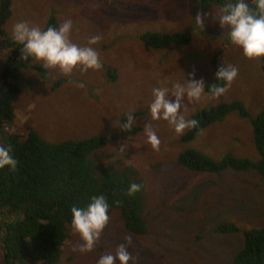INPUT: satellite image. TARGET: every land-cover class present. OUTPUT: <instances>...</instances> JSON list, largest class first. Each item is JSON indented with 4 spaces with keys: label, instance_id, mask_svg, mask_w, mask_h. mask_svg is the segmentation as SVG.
<instances>
[{
    "label": "rangeland",
    "instance_id": "374dc122",
    "mask_svg": "<svg viewBox=\"0 0 264 264\" xmlns=\"http://www.w3.org/2000/svg\"><path fill=\"white\" fill-rule=\"evenodd\" d=\"M203 10L194 0H11V15L3 27L6 36H11L18 21L45 30L49 16L54 28L71 19L72 42L86 46L92 36L102 37L92 46L100 55L102 68L84 74L77 69L69 76L44 69V80L30 69L20 72L17 83L21 88L12 103L13 117L0 128V141L7 132L29 129L50 143L89 136L105 138L107 142L93 151L96 164H110L116 170L132 168L142 185L143 235L126 232L120 216L112 211L89 253L73 250L81 241L67 227L56 264H96L101 255L114 253L126 236L132 237L128 250L136 258L135 264H230L242 247V233L261 226L264 179L254 171L192 172L176 162L177 155L187 149L213 161L227 155L258 160L250 119L264 107L261 58L246 60L241 49L230 44L228 29H222L213 18L220 8ZM197 13H208L202 29L195 24ZM145 32L187 34L189 42L154 49L141 41ZM9 52L7 49V61ZM4 58L0 57V64L6 62ZM212 62L219 67H237L238 76L218 99L185 100L186 118L201 108L230 101L241 103L247 117L232 112L192 141L180 142L182 135L177 136L166 121H151L148 107L152 89L183 84L193 70L192 79H203L205 84L214 77ZM34 64L43 69L39 62ZM56 82L60 83L52 87ZM80 83L85 87H79ZM29 105L35 107L30 109ZM130 113L135 123L123 132L118 124ZM146 123L152 124L160 140L159 151L147 143L143 132ZM123 145L126 150L121 152ZM223 224L233 225L235 232H214Z\"/></svg>",
    "mask_w": 264,
    "mask_h": 264
},
{
    "label": "trees",
    "instance_id": "16d2710c",
    "mask_svg": "<svg viewBox=\"0 0 264 264\" xmlns=\"http://www.w3.org/2000/svg\"><path fill=\"white\" fill-rule=\"evenodd\" d=\"M197 8L204 11L210 6L221 8L229 0H194ZM235 3V0H231ZM255 10L253 0H245ZM11 15V0H0V128L13 117L12 103L21 86L17 83L20 72L32 70L44 80V69L34 60L20 59V48L11 36H6L3 27ZM49 16L45 30L54 27ZM164 34L145 32L141 41L154 49L188 44L187 34ZM10 49V59L6 50ZM214 77L205 83V92L216 81L215 73L220 68L212 62ZM264 74V57L260 60ZM56 82L52 87H57ZM57 85V86H56ZM19 89V90H18ZM235 112L247 117L241 103L230 101L201 108L190 115L199 121L198 128L187 130L180 136V142H190L209 125L220 122L226 115ZM125 120H120V125ZM252 143L257 153L256 162L243 158L225 156L219 161L194 149H187L177 155L176 162L187 171L218 173L225 169L235 172L252 170L264 179V107L250 119ZM122 130V129H120ZM125 132L124 130H122ZM105 138L89 136L77 141L64 140L50 143L40 138L32 129L24 133L7 132L0 145H11V154L17 160V167L0 168V252L2 264H56L60 248L66 239L65 229L70 227L71 208L85 207L93 195H104L109 212L116 211L123 229L132 235H143L146 224L141 217L143 209L142 185L137 173L125 167L116 170L112 165L98 166L93 151L106 143ZM132 183L141 185V190L128 195ZM231 224L214 229L216 233L235 232ZM264 220L260 227L242 233V247L232 257L230 264H264Z\"/></svg>",
    "mask_w": 264,
    "mask_h": 264
},
{
    "label": "clouds",
    "instance_id": "9594fccd",
    "mask_svg": "<svg viewBox=\"0 0 264 264\" xmlns=\"http://www.w3.org/2000/svg\"><path fill=\"white\" fill-rule=\"evenodd\" d=\"M255 10L249 7L245 0H229L224 4L218 16H213L222 29H228V40L231 45L241 49L242 56L246 60H258L264 57V0H253ZM208 13H197L195 24L202 29ZM71 19H66L57 28L48 27L42 30L39 26L30 25L27 21L16 22L11 29V39L21 45L20 59H32L39 62L43 69H55L60 74L69 76L74 70L81 74L89 70L102 68L101 58L93 45H96L102 37L92 36L86 46H80L71 40ZM238 68L232 65L220 67L215 73L216 81L209 91L205 93L203 79L195 80L192 77L195 71L189 73V79L185 83H174L171 87L160 86L152 89V102L148 107L151 121H166L177 136L183 135L186 130L198 128L199 121L188 119L184 114L187 109L184 101L189 103L200 102L202 99L214 100L224 95L238 76ZM79 87L85 85L80 83ZM35 105H29L34 108ZM183 109V111H182ZM135 123L133 114H126L125 122L120 129L130 131ZM147 143L153 151H159L160 140L153 130L151 123L143 127ZM121 152L126 150L123 145ZM11 145H0V168L9 166L12 170L17 167V160L11 154ZM141 190V185L132 183L128 189V195H133ZM109 205L104 195H93L85 207L71 208V231L79 237L81 243L74 251L89 253L94 249L101 234L109 223ZM132 245V237H124V243L117 245L115 252L101 255L96 264H135V257L129 252Z\"/></svg>",
    "mask_w": 264,
    "mask_h": 264
}]
</instances>
